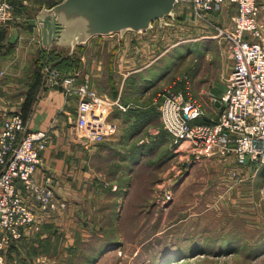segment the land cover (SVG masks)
<instances>
[{"label":"rangeland","instance_id":"1","mask_svg":"<svg viewBox=\"0 0 264 264\" xmlns=\"http://www.w3.org/2000/svg\"><path fill=\"white\" fill-rule=\"evenodd\" d=\"M51 3L46 1V5ZM224 9L223 5L219 8L221 16L212 11L197 15L192 0H178L175 17H168V24L161 26L155 21L148 33H126L133 40L128 49L118 45L116 58L124 55L119 52L123 49L126 57L157 54L158 67L169 64L170 71L163 83L147 88L149 96L158 95L173 79L190 75L193 95L213 106L209 89L219 96L224 94L232 66L218 32L232 26L234 9L222 13ZM110 52H105L107 63L99 74L88 77L101 94L120 98L124 104L122 97L129 96L131 87L135 91L142 81L133 75L126 80ZM48 65L39 68L43 76ZM181 88L182 83L177 89ZM157 102L158 110L153 114L137 109L128 115L126 126L131 132L140 129L135 139L129 138L122 145L114 141L96 158L101 175L95 187L78 184L70 196H57V180L49 172L38 181L53 189L58 208L46 210L32 193L21 194L33 206L38 220L19 239L11 240L4 250V264H264V182L257 175L254 189L249 187L244 173L234 172L241 165L232 159L191 161L184 153L175 154L162 120L163 100L159 96ZM119 112L123 111L115 108L113 114L119 117ZM46 132L51 139L50 131ZM121 132L119 128L108 141L116 140ZM139 146L142 152L134 156L131 152ZM135 157L139 158L136 162ZM242 166L250 173L261 167L255 163ZM46 177H51L49 184H45Z\"/></svg>","mask_w":264,"mask_h":264},{"label":"built area","instance_id":"2","mask_svg":"<svg viewBox=\"0 0 264 264\" xmlns=\"http://www.w3.org/2000/svg\"><path fill=\"white\" fill-rule=\"evenodd\" d=\"M192 2L197 15L224 3L237 6L233 25L221 27L218 32L233 67L226 79V92L220 98L224 107L211 119H206L204 101L192 93L190 75L173 79L159 92L162 120L171 134L173 151L184 153L191 161L212 157L232 159L240 165H264V4L261 0ZM13 20L15 5L0 0V22ZM46 83L77 97L76 127L85 140L99 143L118 132L120 122L112 117L114 109L128 107L120 98L101 94L88 76L65 74L48 65ZM181 83L182 88L177 89ZM28 128L22 114L14 112L6 118L0 133V264H4V250L11 240L19 239L38 220L33 206L21 195L24 191L35 195L46 210L60 206L53 189L37 178L42 150L50 136L46 131L29 132ZM50 178H45V184Z\"/></svg>","mask_w":264,"mask_h":264},{"label":"crops","instance_id":"3","mask_svg":"<svg viewBox=\"0 0 264 264\" xmlns=\"http://www.w3.org/2000/svg\"><path fill=\"white\" fill-rule=\"evenodd\" d=\"M9 1L16 6V20L7 23L0 22V131L7 115L14 112H23L26 116L25 121L30 129L48 130L51 135L47 148L42 152V164L37 171V178H43L44 175L49 172L54 173L57 180L55 182V192L57 196H70L73 194L74 188L77 187L78 184L81 186L84 185L85 187L93 184L95 187L97 184L96 180L101 175L97 171L96 158L106 153L104 150H108L112 147L115 143L114 141L122 145L125 144V141L129 138L131 140L135 139L137 135L135 132L140 130L138 128L137 131L133 133L126 126L129 124L128 115L137 111V109L151 111L150 114L158 110L156 107L158 104L159 92L167 85L164 84L158 92V95L153 94V97H151V95L149 96L150 92H148L147 88L153 86V89L154 86L156 87L158 84L163 83V78L166 77L170 71L169 64L161 65L163 68L158 67L161 62H159L160 57L157 54L147 55V58L143 56L144 54L137 55L136 58L130 56L126 57V49L131 45L130 41L133 40V38L129 40V35L127 34L121 35L119 33H114L99 36L101 40H93V37L81 48L78 46L75 49L76 64L70 73L89 77L99 74L105 62V52L111 51L110 53L115 54V57L114 55H110L113 57L112 60L119 63V67L117 66L118 72L123 75L125 79L128 75H133L139 79V82L142 81V85L140 83L138 84L141 88L137 87L136 90L133 91L131 87L130 95L126 98L122 97L124 104H126L125 106L128 108L126 110H120L123 111L119 112L121 116L117 117L115 114L112 115V117L119 120L120 130L123 129V133L121 132L116 140L114 137V140L111 141L106 140L99 143L89 142L81 137L76 127L77 97H67L58 85L50 86L47 84L44 77L46 74L43 76L42 69H39L42 66L38 63V60L41 51L44 49L41 42L40 29L36 26L21 22L24 18L37 16L43 8L56 4V0ZM46 1L53 3L46 5ZM41 3L45 5H39ZM229 5L232 6L229 7ZM231 8L234 9V17L237 13V6L233 4L224 3V10H222V13L224 11L228 12ZM212 13L214 15L219 14V8H214ZM219 16L221 15L219 14ZM149 31L142 33H148ZM133 33L137 35V33ZM118 34L120 36L119 39L114 38L115 35ZM102 41L104 42L102 43ZM118 45L126 49H123L124 52H122V50L119 51L124 55H120V58L117 57V59V50L115 49H118ZM58 49L67 51L64 48ZM80 50L82 51L80 52ZM143 57H145V59L142 60ZM36 67H38V69H36ZM232 67L233 60L231 70ZM147 74L148 77L145 76ZM129 84L130 83H128V85ZM209 90V94L212 96L210 101L213 106H208L204 101L206 110H208L206 119L217 116L221 112L223 106L222 102L221 105L216 103L217 100L222 98L223 94L219 96L213 91L212 87H210ZM213 98H215L214 101ZM72 113H74L75 120H73ZM140 150L141 147L139 146L137 151H132L131 153H135L134 156H137L136 154L140 155L139 153L142 152ZM137 158H134L135 162ZM247 168V166L241 165L238 166L234 172L244 173L246 179L250 182L249 187L254 189V180L257 175L264 182V165H261L260 168L258 167L261 172L259 170L258 172L250 173L247 171ZM185 180L187 181V179ZM177 188H179V186ZM252 201H254V198ZM254 207L255 204H252L251 209L253 212L255 210Z\"/></svg>","mask_w":264,"mask_h":264},{"label":"water","instance_id":"4","mask_svg":"<svg viewBox=\"0 0 264 264\" xmlns=\"http://www.w3.org/2000/svg\"><path fill=\"white\" fill-rule=\"evenodd\" d=\"M177 1L61 0L21 22L40 29L44 48H64L73 55L95 36L147 32L155 21L168 24L167 18L175 17ZM216 103L221 105V100Z\"/></svg>","mask_w":264,"mask_h":264},{"label":"trees","instance_id":"5","mask_svg":"<svg viewBox=\"0 0 264 264\" xmlns=\"http://www.w3.org/2000/svg\"><path fill=\"white\" fill-rule=\"evenodd\" d=\"M82 46L83 45L79 47L81 48ZM76 60L77 59H75V53L73 55H67V51L65 50H60L58 48H53V49L44 48L40 53V58L38 60V63H40L41 66L49 64L50 66L59 69L61 72H64L65 74H72L70 73V71L74 69ZM142 148L143 147H141V149ZM138 160L139 158L136 159V161ZM92 260L94 261L95 258H93Z\"/></svg>","mask_w":264,"mask_h":264}]
</instances>
